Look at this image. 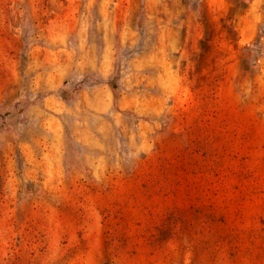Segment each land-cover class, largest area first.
<instances>
[{"label":"rangeland","instance_id":"rangeland-1","mask_svg":"<svg viewBox=\"0 0 264 264\" xmlns=\"http://www.w3.org/2000/svg\"><path fill=\"white\" fill-rule=\"evenodd\" d=\"M0 264H264V0H0Z\"/></svg>","mask_w":264,"mask_h":264},{"label":"crops","instance_id":"crops-1","mask_svg":"<svg viewBox=\"0 0 264 264\" xmlns=\"http://www.w3.org/2000/svg\"><path fill=\"white\" fill-rule=\"evenodd\" d=\"M205 3H209V0H204ZM34 112V111H33ZM54 159H57V155L53 152L51 154L48 155L47 157V162H51V161H54Z\"/></svg>","mask_w":264,"mask_h":264},{"label":"trees","instance_id":"trees-1","mask_svg":"<svg viewBox=\"0 0 264 264\" xmlns=\"http://www.w3.org/2000/svg\"><path fill=\"white\" fill-rule=\"evenodd\" d=\"M113 81H114V80H112L111 82H109L108 85H109V87H110L111 90L115 91V90L117 89V87H116V85L114 84ZM61 97H62L63 100H67V99L64 97L63 94L61 95Z\"/></svg>","mask_w":264,"mask_h":264}]
</instances>
